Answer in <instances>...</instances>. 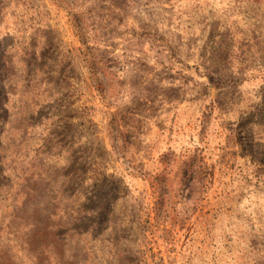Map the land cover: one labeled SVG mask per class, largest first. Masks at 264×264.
<instances>
[{
  "label": "rangeland",
  "instance_id": "1",
  "mask_svg": "<svg viewBox=\"0 0 264 264\" xmlns=\"http://www.w3.org/2000/svg\"><path fill=\"white\" fill-rule=\"evenodd\" d=\"M0 264H264V0H0Z\"/></svg>",
  "mask_w": 264,
  "mask_h": 264
}]
</instances>
